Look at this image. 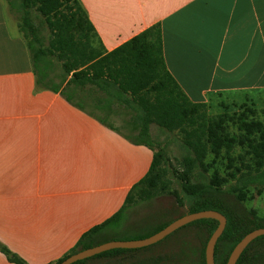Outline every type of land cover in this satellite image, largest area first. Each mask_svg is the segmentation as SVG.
<instances>
[{
	"label": "crops",
	"instance_id": "0c3cea01",
	"mask_svg": "<svg viewBox=\"0 0 264 264\" xmlns=\"http://www.w3.org/2000/svg\"><path fill=\"white\" fill-rule=\"evenodd\" d=\"M79 2L106 55L158 27L167 72L208 111L263 99L264 0ZM19 25L0 0V244L26 264H56L120 212L155 152L108 123L130 109L98 87L77 90L85 109L42 89ZM0 264L14 263L0 251Z\"/></svg>",
	"mask_w": 264,
	"mask_h": 264
},
{
	"label": "trees",
	"instance_id": "16d2710c",
	"mask_svg": "<svg viewBox=\"0 0 264 264\" xmlns=\"http://www.w3.org/2000/svg\"><path fill=\"white\" fill-rule=\"evenodd\" d=\"M8 3L28 41L37 83L42 89L60 93L72 105L85 109V100L77 90L98 87L109 100H116L135 113L130 124L138 135L126 137L133 144L144 145L153 151L152 125L180 134L190 154L183 158L182 170L175 172L174 177L185 197L193 199L188 214L211 210L227 218L226 229L215 249L216 264L221 242L232 245L223 262L227 264L232 251L246 235L264 228V219L259 218L256 211L245 212L240 206L253 199L251 187L259 194L264 190V122L256 111L242 108L232 112L230 108L223 107L221 114L211 116L206 104L190 101L166 70L160 55L158 27L106 55L94 47L97 35L79 0H8ZM33 14L41 18V27L49 32L47 46L33 24ZM115 57L119 59L114 62ZM113 66L117 67L116 71L112 70ZM57 68L60 74L52 75ZM73 86L74 89H70ZM115 86L118 88L113 91ZM100 121L106 123L104 119ZM165 162L163 151L155 152L148 175L134 186L120 212L87 232L76 247L56 264L79 252L115 241L108 237L109 230L121 222L135 195L142 201H149L160 192L168 191L164 184L166 170L162 168ZM219 165L225 167L226 176H222ZM196 174L199 177L208 174V183L195 180ZM176 197L180 206L186 205L183 198L177 194ZM172 222L163 224L153 235ZM195 225L207 226L210 239L219 223L201 220L188 226ZM260 243H264V237L250 244L237 264H264V250L254 249ZM0 251L10 262L26 264L1 244ZM137 251L142 249L113 250L91 259ZM87 261L89 259L75 264ZM158 261L166 262L162 258ZM195 264H206L205 252Z\"/></svg>",
	"mask_w": 264,
	"mask_h": 264
},
{
	"label": "rangeland",
	"instance_id": "374dc122",
	"mask_svg": "<svg viewBox=\"0 0 264 264\" xmlns=\"http://www.w3.org/2000/svg\"><path fill=\"white\" fill-rule=\"evenodd\" d=\"M33 16V24L40 31V37L43 39L44 45L47 46L49 32L41 27V18L37 14H33ZM261 97L263 99L257 101L247 100L243 103L230 104L228 108L232 112L242 108H249L256 111L258 118L264 122V94H261ZM117 111L119 116L110 118L108 123L122 129V131L124 130L129 135L137 136L138 131H134V127L131 128L130 124L135 114L131 110L123 108ZM223 111L224 109L221 108L217 110L211 109L209 114L217 116ZM150 137L154 143V151L157 152L161 149L166 157V162L163 163L162 168L166 170L164 184L167 186L168 191L166 193L160 192L149 201H142L135 195L121 222L113 225L109 230L110 235L108 237L115 241H135L153 236V233L159 230L163 224L175 221L188 214V209L193 201V199L185 197L179 182L174 177L175 172L182 170L181 163L183 158L190 154L184 146L180 134L177 132L169 133L156 125H152L150 127ZM218 167L222 176H226L225 167L221 165ZM197 174L195 175V180L204 184L208 183V174L203 175V177H199ZM231 184L225 186L224 189L228 190ZM250 193L253 199L240 204L241 209L245 212L256 211L258 217L264 219V190L259 194L254 187H251ZM176 194L185 200V206L178 204ZM208 240L207 226L195 225L189 227L187 225L158 244L143 248L142 251L120 253L96 259L90 258L89 261L83 264H195L196 261L201 260L203 252L206 251ZM231 248L232 245L227 242L219 244L218 264H223L230 254ZM254 249L258 251L264 250V243L255 245ZM160 258L166 262L158 261Z\"/></svg>",
	"mask_w": 264,
	"mask_h": 264
},
{
	"label": "water",
	"instance_id": "95a60500",
	"mask_svg": "<svg viewBox=\"0 0 264 264\" xmlns=\"http://www.w3.org/2000/svg\"><path fill=\"white\" fill-rule=\"evenodd\" d=\"M201 220H215L219 223L216 231L213 233L208 241L205 257L206 264H216L215 261V249L219 239L222 237L226 226L227 218L217 211H203L194 214H187L174 222L169 226L154 234L147 239L135 240V241H112L97 247L90 248L88 250L74 254L59 264H75L80 261H84L100 254L113 251V250H139L158 244L165 240L167 237L178 231L179 229ZM264 236V228L257 229L246 235L232 251L227 264H237L239 259L245 250L256 239Z\"/></svg>",
	"mask_w": 264,
	"mask_h": 264
}]
</instances>
